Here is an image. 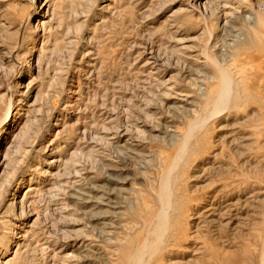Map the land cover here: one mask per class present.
Listing matches in <instances>:
<instances>
[{"label":"rangeland","instance_id":"rangeland-1","mask_svg":"<svg viewBox=\"0 0 264 264\" xmlns=\"http://www.w3.org/2000/svg\"><path fill=\"white\" fill-rule=\"evenodd\" d=\"M0 251L264 264V0H0Z\"/></svg>","mask_w":264,"mask_h":264},{"label":"bare ground","instance_id":"bare-ground-1","mask_svg":"<svg viewBox=\"0 0 264 264\" xmlns=\"http://www.w3.org/2000/svg\"><path fill=\"white\" fill-rule=\"evenodd\" d=\"M42 5H44V3H42ZM35 29H36V28H35ZM27 59H28V58H27ZM224 81H225V80H224ZM232 81H233V80H232ZM223 84H224V83H223ZM225 84L227 85V82H226ZM231 84H232V82H231ZM228 86H230V85H228ZM221 88L223 89V87H222V86H221ZM221 88H220V89H221ZM226 88H227V86H226ZM230 88H231V87H230ZM220 89H219V90H220ZM239 89H240V87H239ZM217 91H218V90H217ZM217 91H216L215 93H217V94H218V92H217ZM219 92H220V91H219ZM235 92H236V91H235ZM237 92H238V91H237ZM222 94H223V93H222ZM215 95H216V94H215ZM220 95H221V94H220ZM223 95H224V94H223ZM237 95H238V94H237ZM226 97H227V96H226ZM218 99H219V98H218ZM220 100H221V99H220ZM220 103H221V101H220ZM7 116H9V110L6 112V118H7ZM9 240H10V239H9ZM11 241H12V240H11ZM11 241H10V242H11ZM3 247H4V249H3V250H6V251H7L8 243H7V242H5V244H4V246H3ZM3 247H2V248H3ZM6 251H5V252H6ZM0 252H2V251H0Z\"/></svg>","mask_w":264,"mask_h":264}]
</instances>
